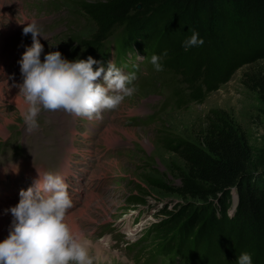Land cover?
Here are the masks:
<instances>
[{
    "label": "trees",
    "instance_id": "16d2710c",
    "mask_svg": "<svg viewBox=\"0 0 264 264\" xmlns=\"http://www.w3.org/2000/svg\"><path fill=\"white\" fill-rule=\"evenodd\" d=\"M74 1L93 26L80 39L81 56L103 54L112 39L121 51L135 45L160 54L163 70H154L170 77L168 100L176 107L204 103L238 71L264 61V0ZM192 30L204 43L186 51L182 42ZM243 77L264 105V67ZM206 119L197 142L173 135L162 140L183 161L180 185L170 191L185 202L149 229L143 243L150 233L154 250L185 263L236 264L248 251L253 264H264V151L257 166L246 135L227 112L212 110Z\"/></svg>",
    "mask_w": 264,
    "mask_h": 264
},
{
    "label": "rangeland",
    "instance_id": "374dc122",
    "mask_svg": "<svg viewBox=\"0 0 264 264\" xmlns=\"http://www.w3.org/2000/svg\"><path fill=\"white\" fill-rule=\"evenodd\" d=\"M0 13V42L2 40L4 46L9 47L7 49L11 52L8 56L12 57L5 76L0 79V150L4 151L0 168L7 167L6 163L19 166L17 161L21 159L31 160L37 168L62 173L61 168L53 169V163L59 162V155L61 158L65 156V149L60 150L55 141H49L48 146L46 143L39 144L37 138H42L43 134H55V131L62 132L65 128L68 129V125H62L56 130L59 126V119L55 118L54 113L56 110H42L37 116L38 127L34 129L38 132L33 133L24 124L21 110L14 101H24L18 87L23 80L18 61L22 58L26 46L32 43L31 33L24 35L22 29L26 23L25 19L37 20L44 35L38 37L45 46L44 52L59 50L68 59H75L76 52L82 57V51L79 49L80 39L89 36L93 26L74 0H0ZM14 26H18L17 29ZM7 31L10 33L5 36L4 32ZM69 37L77 39L70 43ZM43 56L42 53L41 59ZM128 57L131 58V55ZM143 60V56L137 59L140 65L138 68L144 76L136 91L118 107L120 116L116 122H107L110 127H116L113 133L120 142L123 141L124 148L110 150L113 153L105 157V151H102L99 154L100 160L94 161L92 168H87L89 172L81 184L82 187H75L72 192L74 197L78 195L77 191H80L83 201L85 196H96L91 199L89 207L83 205V201L75 200L78 204L74 208L76 210L83 206L85 210L82 216L75 213L74 220L78 222L81 233L90 240L89 254L94 258V264H146L144 260L148 259L149 254L147 248L150 244L153 246L156 240L151 238L149 233L147 243L133 245L128 249L121 248L124 236L118 232L120 221L127 215H138V226L145 228V231L139 232L137 237H142L147 229L151 231L155 225H160L167 212L174 210L178 203L185 202L170 191L180 185L178 174L183 161L165 150L162 140L166 136L173 135L197 142L207 128L206 117L209 112L221 110L227 112L246 135L254 151V164L258 166L263 159L261 154L264 151V105L256 94L244 86L243 75L264 67V61L238 71L229 83L211 93L204 103L176 107L168 100L173 92L168 88L167 81L169 82L170 77H165L164 80L154 69L143 67ZM5 67L3 66V69ZM146 83L149 85L144 87ZM139 106L145 108L147 116L153 114L154 117H142ZM128 110H134L132 116ZM133 118L137 120L132 121ZM108 124L104 123V126L107 127ZM109 126L107 128H110ZM98 128L102 132L101 126ZM65 131L68 137L69 129ZM105 131L101 136V133L90 132L89 137L78 145L79 148L91 153L93 144L98 140L103 142ZM125 131L133 132V137L126 138ZM64 133L60 139L66 140ZM17 144L21 145L23 153L11 156L10 153ZM80 156L76 154L74 160L78 161ZM75 167L76 164L74 173ZM90 174L94 175L92 181H89ZM66 178L72 185L73 177L69 174ZM13 179L7 177L0 180V186H7ZM136 201H139V204H133ZM158 241L162 242L163 239ZM97 242L107 249L104 253L105 259L96 255L95 248L92 247ZM180 258L186 261L183 257Z\"/></svg>",
    "mask_w": 264,
    "mask_h": 264
},
{
    "label": "clouds",
    "instance_id": "9594fccd",
    "mask_svg": "<svg viewBox=\"0 0 264 264\" xmlns=\"http://www.w3.org/2000/svg\"><path fill=\"white\" fill-rule=\"evenodd\" d=\"M25 21L22 32L31 33L32 43L18 61L23 78L18 87L24 100L20 115L29 131L38 127L42 110L62 109L75 116L100 118L104 110L118 108L136 91V71L126 73L113 60L105 63L91 55L68 59L59 50L45 53L37 20ZM203 43L192 30L182 46L187 51ZM161 60L160 54H152L156 71L163 70ZM36 171L32 184L21 189L19 203L5 210L12 214V221L9 234L0 240V264H94L90 242L67 222L73 201L65 179L57 172ZM236 264H253L252 254L241 252Z\"/></svg>",
    "mask_w": 264,
    "mask_h": 264
},
{
    "label": "bare ground",
    "instance_id": "6f19581e",
    "mask_svg": "<svg viewBox=\"0 0 264 264\" xmlns=\"http://www.w3.org/2000/svg\"><path fill=\"white\" fill-rule=\"evenodd\" d=\"M9 13V12H8ZM1 14V13H0ZM27 23V21H26ZM19 25V24H18ZM16 26V25H15ZM14 26V27H15ZM18 27V26H17ZM17 27H15L17 29ZM15 30V29H14ZM10 32H4V35H8ZM4 37V36H3ZM3 97V96H2ZM16 102V104L18 105L19 109L21 110L23 107H24V101L22 100H19V99H15L14 100ZM110 127V126H109ZM116 129V127L114 126H111L110 128H107L104 135H103V144H106V145H115L117 144L118 142H120L119 138L117 136H115V134L113 133V130ZM124 134L127 136L126 138H132L133 137V132L132 133H129V132H124ZM18 135V134H17ZM115 161V160H114ZM111 162V161H110ZM114 163V162H113ZM67 167H65V170H66ZM77 194L78 195H75V200L77 202H81L83 201L81 196V192L80 191H77ZM0 240H3L8 234H9V229H10V226H11V221H12V214L10 212H6L5 210L8 209L10 206L12 205H15V203H8L6 201L3 200V196L0 194ZM83 197V196H82ZM96 196L94 197H90V196H85V199H84V203L83 205H85L86 207H89L90 206V202H91V199H95ZM83 207V206H82ZM80 207V208H77L76 210H73V213H69L67 214V222L69 223V225L73 228V230L84 240H87L90 242V240L88 238H86V236L84 234L81 233L80 229H79V225H78V222L76 220H74V214H79V215H84L85 214V210ZM91 245V243H89L88 245V251L90 250L89 249V246ZM92 247L95 248V253L96 255H98L99 257H104V253L107 252V249L104 248V246L100 243V242H97L95 245H92ZM110 253V252H109ZM107 254V253H106ZM114 254V253H113ZM97 256V258H99ZM107 256V255H106ZM119 256V255H118ZM105 259V257H104ZM97 262V261H96ZM103 262V261H102ZM99 263V262H98Z\"/></svg>",
    "mask_w": 264,
    "mask_h": 264
}]
</instances>
